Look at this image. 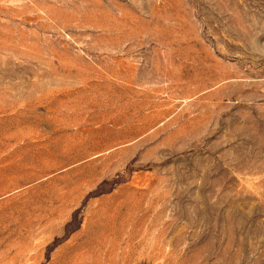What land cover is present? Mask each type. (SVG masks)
Segmentation results:
<instances>
[{"label":"rangeland","instance_id":"obj_1","mask_svg":"<svg viewBox=\"0 0 264 264\" xmlns=\"http://www.w3.org/2000/svg\"><path fill=\"white\" fill-rule=\"evenodd\" d=\"M0 264H264V0H0Z\"/></svg>","mask_w":264,"mask_h":264}]
</instances>
